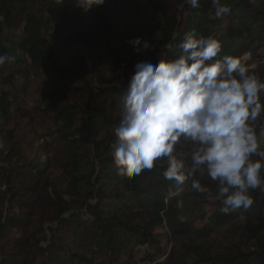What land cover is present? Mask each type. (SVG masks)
Returning <instances> with one entry per match:
<instances>
[{"label":"trees","instance_id":"16d2710c","mask_svg":"<svg viewBox=\"0 0 264 264\" xmlns=\"http://www.w3.org/2000/svg\"><path fill=\"white\" fill-rule=\"evenodd\" d=\"M223 2L230 11L217 19L210 0L197 9L185 0H106L86 13L73 0H0V54L14 58L0 66V264H130L144 246L146 264H264V192H251L249 209L224 215L206 176L198 178L208 192L177 194L160 162L128 180L110 157L135 63L171 59L188 32L213 36L222 54L238 58L252 60L264 47V0ZM136 37L149 48L134 51ZM56 39L83 51L93 74L80 59L57 60ZM41 71L57 77L36 108L51 128L24 143L14 123L34 116L4 87L18 75L27 87ZM106 73L119 82L103 86ZM183 144L176 155L189 163Z\"/></svg>","mask_w":264,"mask_h":264},{"label":"clouds","instance_id":"9594fccd","mask_svg":"<svg viewBox=\"0 0 264 264\" xmlns=\"http://www.w3.org/2000/svg\"><path fill=\"white\" fill-rule=\"evenodd\" d=\"M105 2L73 0L72 5L86 13ZM210 3L217 19L230 11L223 0ZM185 4L200 7L198 0ZM142 40L129 41L134 51L149 48ZM177 47L171 59L133 66L112 127L116 175L131 180L160 162L162 177L174 181L177 194L186 188L208 192L198 178L203 175L217 186L211 198L222 204V214L247 210L254 204L251 192H264V80L249 73L240 58L222 54V43L211 35L185 33ZM13 59L0 54V66ZM182 139L193 145L187 168L185 157L176 155Z\"/></svg>","mask_w":264,"mask_h":264},{"label":"rangeland","instance_id":"374dc122","mask_svg":"<svg viewBox=\"0 0 264 264\" xmlns=\"http://www.w3.org/2000/svg\"><path fill=\"white\" fill-rule=\"evenodd\" d=\"M25 10L24 7L18 6L16 16H22V12ZM19 18V19H20ZM129 19H126L123 23L124 26H128ZM51 46L53 49V56L59 60L60 62L70 61L73 58L80 59L85 61L88 64L89 71L93 74V68L88 62L85 54L81 50H77L75 52L73 49H69L66 46L61 44L60 39H56L51 41ZM241 62L246 64L249 70V73H254L258 77L264 72V47H261L256 54V57L252 60H249V54H245L240 57ZM104 84L105 87H110L112 85H116L119 82L120 77L112 74L106 73L104 74ZM15 77V75H14ZM57 77L52 72H38L31 74L29 78V85L27 87H23V82L19 78V75L15 77L13 82L10 85L4 87V90L7 91L14 100V102L18 103L23 109L29 111L33 114V119H24L22 121L18 120V122L14 123L17 126V132L24 140V143H33L34 132L42 133L47 128H51V123L47 119H43V117L37 116L36 108L38 106V99L42 92L48 89H55ZM264 98V97H262ZM261 145L264 146V137H261ZM1 147V141H0ZM193 145L190 141L184 140V144L182 145V150L186 154L190 155L192 151ZM190 166V162L186 163V168ZM46 246V244L44 245ZM147 251V247H137L134 250V260L130 264H142L143 253ZM163 257H160L159 260H162ZM125 258L121 257V262L125 263ZM146 264V263H143Z\"/></svg>","mask_w":264,"mask_h":264}]
</instances>
